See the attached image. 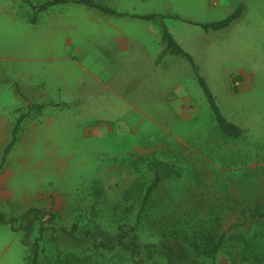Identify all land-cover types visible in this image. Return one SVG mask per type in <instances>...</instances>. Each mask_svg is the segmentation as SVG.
I'll use <instances>...</instances> for the list:
<instances>
[{"label": "rangeland", "instance_id": "1", "mask_svg": "<svg viewBox=\"0 0 264 264\" xmlns=\"http://www.w3.org/2000/svg\"><path fill=\"white\" fill-rule=\"evenodd\" d=\"M47 1L0 0V213L15 228L30 209L54 216L44 218L40 264H80L71 261L84 255L90 264H211L183 246L168 263L160 242L194 223L226 231L246 205H264V0H95L120 18L72 2L36 13ZM239 6L226 29L201 28ZM144 15L156 18L135 17ZM164 30L195 71L180 56L158 61ZM160 69L171 70L173 87L159 84ZM196 75L240 138L221 134ZM156 174L137 230L141 244L156 246L151 259L82 242L88 232L116 243ZM72 225L75 238L59 231ZM38 227L32 219L18 232L0 226V264H28ZM248 232L264 234V219ZM215 264L246 263L228 248Z\"/></svg>", "mask_w": 264, "mask_h": 264}, {"label": "trees", "instance_id": "2", "mask_svg": "<svg viewBox=\"0 0 264 264\" xmlns=\"http://www.w3.org/2000/svg\"><path fill=\"white\" fill-rule=\"evenodd\" d=\"M70 2L75 4H83L109 17L120 18L124 16V14L117 13L110 7L101 5L95 0H50L36 7V13L46 11L47 9L55 5H64ZM242 10L243 7L239 6L233 13H231L225 19H222L217 22L201 24L200 26L206 32L221 31L223 29H226L234 20L238 19L243 12ZM135 17L146 21H152L156 18L155 15H144ZM162 29L165 28L163 27ZM162 43L164 44V48L158 56V61L168 54L173 56H180L189 63L192 71H195L194 62L191 55L185 52L174 41L172 36L166 30H164L162 34ZM196 77L198 85L204 92L208 105L212 111V114L221 134L229 139L240 138V136L243 134V130L224 118L218 106L216 105L214 97L210 89L208 88L206 82L199 75H196ZM21 118H19L12 130L11 141L4 150L1 164L4 161L5 156L15 144L16 132L18 130V125L21 121ZM160 181L161 180L159 175L156 174L152 184L148 187L145 192L143 202L138 211L137 219L134 221L133 225H121L118 227L119 233L116 237V243L112 245H108L103 241L95 243V241L93 240V236L89 235L88 232L83 233L82 237H80L82 242H88L90 240V246H92L94 249H101L104 251H113L125 247L126 249L130 250V259H132V262L133 259L137 257L140 250H143L146 253V257L144 256L143 259H151L152 256L156 254V246L151 244H141L138 240L137 230L139 226H141L143 216L146 215L148 209L153 204V194L154 191L158 188ZM241 211L242 219H240L236 224L229 227L226 231L218 230L217 226L213 225L212 223H206L204 225L200 222L189 225L186 229H177L176 231H171L167 234L168 236L162 235L163 237H167L166 241L160 242V244L164 246V249H161L160 254L166 256L167 262L169 263L171 262V256L175 254V252L173 253V251H170L171 249L175 250L178 246H183L182 251L187 252V247H190L191 253L195 258L202 257L205 259H209L211 261V264H215L217 254L229 248L231 249V253H233L234 255V260L237 256L239 257L242 263L264 264V234L263 232H260L253 233L252 235H250L248 232L258 221L264 219V205L260 202H255L251 205H246ZM46 216L48 217L46 221L53 220L54 218L53 215L39 216L38 210L30 209L17 220L19 227L15 228V220L6 218L2 213H0V226H9V228L14 232H18V230H21L22 224L29 219H32L34 222L39 223L38 238L30 246L31 256L27 262L28 264H40L39 240L40 238H43V235L45 233H47L46 229L43 227V224L45 222L44 218ZM78 229L79 225H72L69 229L61 227L59 231L70 238H75V234L79 232ZM22 243L27 246L26 242L22 241ZM182 251L178 250L176 251V254H181L183 253ZM91 260L92 255H84L80 258H73L71 262L77 261L80 264H90ZM141 261L142 259L135 263L139 264L141 263Z\"/></svg>", "mask_w": 264, "mask_h": 264}, {"label": "crops", "instance_id": "3", "mask_svg": "<svg viewBox=\"0 0 264 264\" xmlns=\"http://www.w3.org/2000/svg\"><path fill=\"white\" fill-rule=\"evenodd\" d=\"M133 66H130L129 68L131 69ZM131 71V70H130ZM158 72H162L163 70H157ZM166 73L162 72V75H159V74H153L154 76H158L159 77V84H168L170 87H173V82L171 83V78H172V74L171 73V70H165ZM150 74V73H149ZM164 75V76H163ZM98 82H100V80L96 79ZM101 83V82H100Z\"/></svg>", "mask_w": 264, "mask_h": 264}]
</instances>
